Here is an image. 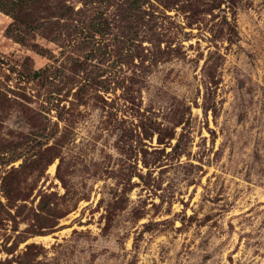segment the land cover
<instances>
[{
	"label": "rangeland",
	"instance_id": "1",
	"mask_svg": "<svg viewBox=\"0 0 264 264\" xmlns=\"http://www.w3.org/2000/svg\"><path fill=\"white\" fill-rule=\"evenodd\" d=\"M18 16L31 30L0 11V264H264V0Z\"/></svg>",
	"mask_w": 264,
	"mask_h": 264
},
{
	"label": "trees",
	"instance_id": "2",
	"mask_svg": "<svg viewBox=\"0 0 264 264\" xmlns=\"http://www.w3.org/2000/svg\"><path fill=\"white\" fill-rule=\"evenodd\" d=\"M41 1L43 0H0V11L13 15L14 22L11 24V26H14L17 29L29 28L31 30L32 28L31 20H29L28 22L20 20L18 14H20V12H22L24 9L30 10L31 5H34ZM23 41L24 38H21L18 42H23ZM41 77H42V73L40 71H35L32 75V80Z\"/></svg>",
	"mask_w": 264,
	"mask_h": 264
}]
</instances>
